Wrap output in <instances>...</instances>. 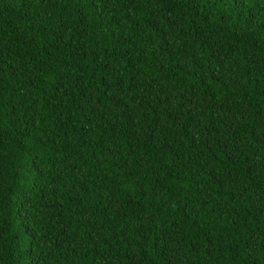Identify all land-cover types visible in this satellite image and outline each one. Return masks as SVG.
<instances>
[{
	"label": "trees",
	"instance_id": "16d2710c",
	"mask_svg": "<svg viewBox=\"0 0 264 264\" xmlns=\"http://www.w3.org/2000/svg\"><path fill=\"white\" fill-rule=\"evenodd\" d=\"M0 264H264V0H0Z\"/></svg>",
	"mask_w": 264,
	"mask_h": 264
}]
</instances>
